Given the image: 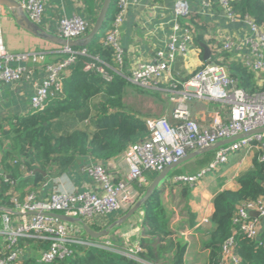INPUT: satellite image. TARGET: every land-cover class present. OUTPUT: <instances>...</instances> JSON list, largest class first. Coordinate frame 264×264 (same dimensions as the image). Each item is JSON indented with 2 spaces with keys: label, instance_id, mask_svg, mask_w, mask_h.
<instances>
[{
  "label": "built area",
  "instance_id": "obj_1",
  "mask_svg": "<svg viewBox=\"0 0 264 264\" xmlns=\"http://www.w3.org/2000/svg\"><path fill=\"white\" fill-rule=\"evenodd\" d=\"M17 1L28 17L39 24L50 0ZM96 1L101 10L104 0ZM217 1L221 6V10L216 9L217 12L222 13L228 21L240 23L243 29L242 32L233 34L219 27L212 37L221 44L220 50L231 52L233 59H239L250 66L262 82L264 29L251 16H242L234 11L232 0ZM131 2L116 0L117 10L112 25L104 36L105 43L114 48L115 64L103 62L99 57L93 56L98 64L90 62L85 68L95 67L107 81L112 79L115 72L145 88L157 89L161 85H168V90L174 98L172 116L175 122L166 116L148 117L146 123L149 134L145 140L129 145L123 152L108 160L84 157L77 170L91 179L89 188L73 189L68 186L65 175H58L48 177L42 188L30 192L24 202H19L15 197V206L4 209L2 216L1 248L5 255L0 257V264H14L15 261L28 257L31 248L19 244L22 237L48 241L46 247H40L37 260L41 263H50L71 254L72 245L77 244L106 247L127 257H137L138 252L142 250L139 238L130 242L122 236L123 247L117 249L113 242V225L142 197L135 183L146 187L150 185L151 181L144 172L152 170L159 173L192 151L264 128V92L249 95L238 85L237 79L230 76L226 66L212 61L191 72L192 75L186 79L174 74L173 67L178 57L187 58L197 49L193 28L180 21L181 17L192 11L189 0H174L172 29L165 47L157 50L155 59L133 63L127 72L124 71L122 27ZM202 8L209 14L214 15L216 12L209 0L202 1ZM93 25L91 19L74 13L60 17L56 31L52 34L78 40L85 37ZM64 52L67 57L62 61L46 62L44 52L11 53L0 40V82L7 84L22 80L28 69L27 63L42 67L45 74L30 98L29 112L42 110L50 97L62 92L64 75L69 65L75 61L76 55H88L86 49L75 50L71 46H64ZM194 99L221 102L228 107V119L215 120L206 125L199 123L191 111L190 102ZM239 150L261 151L260 158L264 159V131L219 146L215 160L208 167L197 174L177 175L173 177V181L196 183L207 171L226 163L230 154ZM251 211H258L259 216L264 218V196L237 206L234 220L239 227L235 233L237 231L247 237L257 238L261 229L257 220L251 217ZM51 212L62 213L77 220L64 221L51 216ZM85 225L95 231L107 230V235L96 241L86 232ZM187 235V231L182 232L185 240ZM222 254V264H243L235 249L234 235L224 242Z\"/></svg>",
  "mask_w": 264,
  "mask_h": 264
},
{
  "label": "trees",
  "instance_id": "obj_2",
  "mask_svg": "<svg viewBox=\"0 0 264 264\" xmlns=\"http://www.w3.org/2000/svg\"><path fill=\"white\" fill-rule=\"evenodd\" d=\"M84 1L87 4L88 18L95 23L96 9L92 8L90 0ZM209 1L217 10H221L217 0ZM231 6L242 16H251L264 29L262 0H232ZM116 10V0H113L96 36L88 43L73 46L75 50L86 49L88 55H76L75 61L69 65L64 75L62 92L50 97L42 110L9 117L7 129L5 126L0 129V206L4 209L15 206V197L19 202H24L30 192L42 188L48 177L67 172L83 157L108 160L123 152L129 145L148 137L146 119L157 114L141 112L134 104L127 103L125 97L133 91L151 95L159 94V91L136 85L112 70L113 77L107 81L95 67L85 68L90 62L98 64L93 56L99 57L103 62L115 64L114 48L105 43L104 36L112 25ZM180 21L193 28L195 45L202 56V44L207 43L213 50L211 60L226 66L230 76L237 79L238 85L249 95L264 92V80L260 82L250 66L239 59H233L231 52L220 50L221 44L214 37L207 38L210 23L204 20L198 10H192L181 17ZM66 57L67 53H60L55 60L49 61L46 55L45 61L58 63ZM127 62L125 57L123 70L126 72ZM206 63L207 60L204 61ZM202 67L203 65L199 69ZM64 116L71 117L74 122L86 121L85 126L89 125L91 129L79 127L77 124L80 123H76L77 126L72 130L60 132L57 121ZM216 155L217 149L199 154L173 168L168 176L173 178L182 174H197L208 167ZM260 156L261 151H256L252 166L239 173L237 189H222L213 198V228L203 242L204 247L209 250L208 264H222L223 244L232 235L243 264H264V233L260 238H250L237 231L235 233L239 224L234 220L238 205L264 196V159ZM144 174L152 181L158 172L146 170ZM165 179L142 203V232L139 236L142 250L137 257H127L106 247L77 244L72 245L71 254L50 263H41L37 260L38 250L41 246L46 247L48 241L22 237L19 244L30 247L31 250L28 257L17 260L14 264H187V243L181 237L174 236L171 228L164 199ZM187 183L173 181V187H180V203L188 211L187 223L192 226L193 215L186 203L191 186ZM135 185L141 195H144L146 185ZM4 209H0V228ZM91 238L100 241V237ZM4 255L0 247V257Z\"/></svg>",
  "mask_w": 264,
  "mask_h": 264
},
{
  "label": "crops",
  "instance_id": "obj_3",
  "mask_svg": "<svg viewBox=\"0 0 264 264\" xmlns=\"http://www.w3.org/2000/svg\"><path fill=\"white\" fill-rule=\"evenodd\" d=\"M90 1L92 2V8L96 9L95 15L97 17L101 11L98 8V2L96 0ZM131 1L122 27V44L125 57L128 60L127 70L133 66V63L153 61L157 50L165 47L173 24L172 9L174 0ZM189 1L192 10H198L204 20L210 23L207 32L208 39H212V35L219 27L233 34L242 32L243 26L240 23L228 21L222 13L217 12L214 6L213 10L216 12L213 11V15L202 8L203 0ZM87 10V4L84 0H50L39 25L47 32L55 33L56 24L60 17L71 16L76 13L88 18ZM0 40L7 51L11 53L40 51L47 55L49 61L55 60L60 53H66L64 52V46L24 29L16 20L13 10L4 5H0ZM205 60L198 49L193 50L187 58L178 57L173 72L181 78L188 77L191 72L201 67ZM27 66L26 75L22 80L7 84L0 82V129L4 126L6 128L9 117L25 115L31 109L30 98L36 92L45 73L43 68L38 65L27 63ZM156 90L159 91L160 96L162 92L169 91L166 84L161 85ZM190 106L193 117L204 125L213 123L215 120H227L229 117L228 107L218 101L194 99L191 101ZM172 110L167 116L172 122H175ZM66 118L67 116H64V118L57 121L60 132L72 130L68 128V122L67 125H64L66 124ZM70 121L73 122L74 120L70 117ZM77 123L82 124L84 127L86 125V121ZM255 155L256 150L249 152L246 150L235 151L230 154L226 163L207 171L198 182L187 183L191 186L190 196L187 198L186 203L193 215L194 224L192 226L187 223L189 221L188 211L183 209V204L180 203V187L174 186L173 189L166 187L169 183H173V178L166 177V183L163 185L164 199L170 216L171 228L174 231V236L181 237L187 243L185 254L187 264H208L209 250L204 247L203 242L208 232L213 228L211 220L214 211L213 198L222 189L234 190L239 187L238 175L241 171L252 166ZM83 160L84 157L71 166L67 172L61 174L65 175L68 186L73 189L83 190L91 185V179L77 170L79 162ZM168 195L172 197L173 201L167 199ZM250 214L253 219L257 220L261 229V236L264 233V218L260 217L259 214L257 215L255 211H251ZM142 216L143 210L140 208L125 223L114 227L113 242L117 249L123 247L122 236L130 242L139 238L142 232ZM183 231L188 232L186 240V237L182 236ZM2 240L3 237L0 232V247L3 244Z\"/></svg>",
  "mask_w": 264,
  "mask_h": 264
},
{
  "label": "water",
  "instance_id": "obj_4",
  "mask_svg": "<svg viewBox=\"0 0 264 264\" xmlns=\"http://www.w3.org/2000/svg\"><path fill=\"white\" fill-rule=\"evenodd\" d=\"M113 0H104L101 11L99 15L97 16V19L90 30V32L83 38L78 39V40H73V39H65L63 37H60L58 35L52 34L47 32L45 29H43L39 24L33 22L28 15L22 10L21 4L17 0H0V5H4L6 7H9L13 10L14 16L18 23L26 30L30 31L31 33L38 35L40 37H43L44 39H47L49 41L58 43L62 46H75L81 43H88L90 42L96 34L100 31L103 22L108 14V11L110 9L111 3ZM264 2V0H262ZM202 46L204 47V59H206L209 63H212L211 60V55H212V49L207 43H203ZM264 131V128H260L257 130H254L249 133L245 134H239L237 136H234L232 138L220 141L216 143L215 145H211L209 147H204L201 149H198L196 151H192L185 155L183 158H181L178 162L167 166L164 170L158 173V175L153 179V181L150 183V185L147 187V190L145 194L140 198V200L133 206L131 207L125 214L121 216L119 220H117L113 226H120L123 223H125L133 214H135L136 211H138L142 203L146 201L152 194V192L161 184V182L168 176V174L172 171L173 168L177 167L178 165L182 164L183 162L192 159L193 157L205 153L210 150H215L219 146L228 144L230 142H233L237 139H240L244 136L250 135L252 133L256 132H262ZM0 209H4L3 207L0 206ZM255 213L258 215V211H255ZM51 216L60 218L64 221H76L77 219L62 213H56V212H51ZM85 230L86 232L93 238H98L103 235H107V230H102V231H95L93 228H91L88 225H85Z\"/></svg>",
  "mask_w": 264,
  "mask_h": 264
},
{
  "label": "rangeland",
  "instance_id": "obj_5",
  "mask_svg": "<svg viewBox=\"0 0 264 264\" xmlns=\"http://www.w3.org/2000/svg\"><path fill=\"white\" fill-rule=\"evenodd\" d=\"M175 100H176V98H175ZM125 101L129 104H132V105L134 104V106L137 109H139L141 112L149 113V114H157L158 116L166 115V117H168V119H170V118L167 115L170 114V112L172 110L171 108L174 105V98L172 97L171 92H169V91L162 92L161 96L159 94H156V93L151 95V94H140L138 92L133 91L132 93L127 94V96L125 97ZM65 121H66V124H64V125H67V122H68L69 123L68 128H71V129L77 125H79V127L85 128V129H91V127H89V126L84 127L82 124L76 125L77 122L70 121L69 116H67ZM173 185H175V184H173L171 182L166 187L173 189L174 188ZM167 199L172 200V197L170 195H168ZM171 202H169V203H171ZM177 202L178 201L176 200V203Z\"/></svg>",
  "mask_w": 264,
  "mask_h": 264
}]
</instances>
